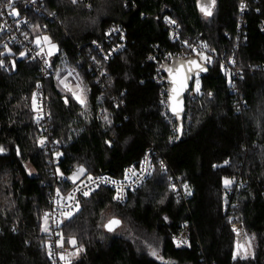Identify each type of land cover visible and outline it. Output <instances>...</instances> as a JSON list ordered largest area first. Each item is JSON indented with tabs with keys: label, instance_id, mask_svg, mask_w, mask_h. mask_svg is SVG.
Segmentation results:
<instances>
[{
	"label": "trees",
	"instance_id": "obj_1",
	"mask_svg": "<svg viewBox=\"0 0 264 264\" xmlns=\"http://www.w3.org/2000/svg\"><path fill=\"white\" fill-rule=\"evenodd\" d=\"M89 1L92 9L43 0L41 12L29 13L58 48L49 56L54 78L43 83L52 115L47 149L35 114L37 65L20 50L6 56L0 35V264H54L46 212L52 196L67 198L79 184L69 183L72 172L122 179L147 153L152 175L125 203L99 187L61 225L63 244L71 251L74 240L79 253L68 264H264V0H248L244 15L242 0H215L209 19L200 0ZM113 25L124 27L127 47L106 61L93 42ZM187 41L202 42L214 58L200 74L198 98L187 97L179 139L151 55ZM232 59L242 71L239 93H232ZM71 68L84 104L59 85ZM107 211L123 222L114 232L105 229ZM236 222L252 240L251 257L236 255ZM186 225L190 242L177 247Z\"/></svg>",
	"mask_w": 264,
	"mask_h": 264
},
{
	"label": "built area",
	"instance_id": "obj_2",
	"mask_svg": "<svg viewBox=\"0 0 264 264\" xmlns=\"http://www.w3.org/2000/svg\"><path fill=\"white\" fill-rule=\"evenodd\" d=\"M43 0H0V35L3 36L1 48L6 56L13 58L16 54L14 50H20L22 57L36 63L38 68V76L40 82L37 84V88L34 93L35 114L39 120L40 129L43 130L45 136L43 138V144L41 147L47 149L50 147L52 140L48 138L50 132L52 115L47 98L44 82L54 78L55 71L52 65V61L47 52L40 45L39 40L42 38V28L38 26L33 17L29 13L41 12L40 3ZM73 2V0H71ZM11 2L12 7L8 4ZM76 4H82L87 9H92V3L89 0H76ZM241 5H244L241 8ZM240 5V14L244 15L248 12V0H242ZM15 10L18 15H13ZM168 10L167 7L163 8V12ZM171 40L178 41L180 38V31L171 23ZM38 31V32H36ZM127 33L122 25H113L105 31L104 37L101 40L93 42V47L98 51L101 58L109 61L114 55L120 53L127 47ZM202 59V56H207V60L201 61L204 65L209 67L213 61V56L210 55L208 47L202 42L193 43L192 41L185 42V45L180 49H169L163 51L161 57L157 58L151 55L152 60H155L156 74L154 76L157 83L164 82V76L161 73V69L165 64H171L175 59L186 60L189 58ZM10 58V59H11ZM157 58V60H156ZM13 64V59L8 63L9 66ZM230 64L232 65V77L233 82L232 93H239L235 87L236 82L241 78V69L237 65V61L232 59ZM105 72L102 71L101 75ZM201 75L197 73L195 75V81L192 88L188 91L187 97L191 100H196L200 94V90L197 91V81H200ZM230 82V83H231ZM165 83V82H164ZM72 81L67 80L66 86H71ZM168 90V88L166 89ZM169 93V91H168ZM167 99L165 103L169 110V101ZM102 115V113H100ZM172 115V114H171ZM153 164L151 154L147 153L142 163L138 168L129 166L125 169L122 179H113L108 176L100 177H88L82 179L79 184L72 189L67 198L63 197V194L56 193L49 200V210L46 212L47 219V232L49 235V252L50 257L54 264H68L67 255L69 249L63 244L59 235L61 225L65 222L67 213H75L80 206L81 200L84 197L92 194L99 187H107L116 192V201L119 203H125L129 192H133L140 188L145 181L152 175ZM115 182V183H113ZM69 183L74 184L69 179ZM120 189L119 198L117 190ZM88 194L85 195L84 193ZM71 197V199H69ZM232 229L235 232L237 239L247 238L245 227L236 222L232 225ZM190 242V227L186 225L179 235L175 236L174 243L177 247H185Z\"/></svg>",
	"mask_w": 264,
	"mask_h": 264
},
{
	"label": "rangeland",
	"instance_id": "obj_3",
	"mask_svg": "<svg viewBox=\"0 0 264 264\" xmlns=\"http://www.w3.org/2000/svg\"><path fill=\"white\" fill-rule=\"evenodd\" d=\"M211 3V0H200V6L201 5H208ZM212 11V15L211 16H206L203 12H202V16L205 19H209L213 16L214 14V6L211 8ZM38 32V31H36ZM45 37H47V40H45ZM40 45L43 46V49L47 52L48 56H55L58 53V48L56 46V44H54L51 40V38L48 35H43V38H41L39 40ZM55 45V48H52L51 46ZM209 50V48H208ZM209 53L211 56L214 57V54H212L209 50ZM20 57H22V55H20ZM199 57V56H196ZM207 57V56H205ZM202 62L205 61L206 59H200ZM201 62V63H202ZM61 73V80L59 82L60 87H62L64 89L65 92L69 93L70 95L74 96L75 99H77V101H81L83 100L84 103H86V96H85V92L83 91V87H82V81L80 79V77L78 76V72L76 70H74L73 68L71 69H64ZM67 80H71L72 81V85L71 86H66V81ZM197 84V83H196ZM62 89V90H63ZM75 94V95H74ZM81 103V102H80ZM81 103V104H84ZM80 169L83 168H79V169H75L72 174L70 175V177H68L72 182L77 183L80 182L81 179L83 178L84 175V169L83 172L80 171ZM75 213H72L70 216H66V218H71ZM113 218H118V216L116 214H114L111 211H107L104 214V222L105 224L107 222H109L111 219ZM46 227H47V222H45ZM44 227V230L45 228ZM73 240H71L70 242V248L71 251L69 250V254L67 255V262L68 260H70V258H75L78 256V251H76L74 249L75 243H72ZM251 238L247 235V238L244 239H240L238 238L236 241V255L237 256H241V257H251L253 255V246H252V242H251ZM240 246L239 249L237 246Z\"/></svg>",
	"mask_w": 264,
	"mask_h": 264
},
{
	"label": "water",
	"instance_id": "obj_4",
	"mask_svg": "<svg viewBox=\"0 0 264 264\" xmlns=\"http://www.w3.org/2000/svg\"><path fill=\"white\" fill-rule=\"evenodd\" d=\"M191 61H196V65H192L190 64ZM197 65L199 67H197ZM204 69L203 71H201L200 69ZM169 69L172 70H176L179 69L180 74H183L184 76H186V82H185V87L183 89V91L180 93L179 95V107L181 109L179 115L177 116L176 114L173 113L172 111V105L174 103L173 100H170L169 98L171 96H173V92L172 89L175 87L174 83H173V75H170L169 73ZM190 69V71H189ZM209 72V69L203 65L199 58L197 57H193V58H189L186 60H181V59H175L171 64H165L162 69H161V73L162 75H164L166 77V79L164 80L165 84L168 85V91H169V110L170 113L176 117V121L178 123V133H179V139L182 138L183 134H184V125H185V115H186V109H187V94L188 91L192 88L193 83L195 81V75L197 73L201 74V75H206ZM119 221L118 224H114L111 225V230H109V225L111 221ZM122 220L118 219V218H113L111 219L109 222L106 223L105 225V229L108 232H114L115 230H117L121 225H122Z\"/></svg>",
	"mask_w": 264,
	"mask_h": 264
},
{
	"label": "snow or ice",
	"instance_id": "obj_5",
	"mask_svg": "<svg viewBox=\"0 0 264 264\" xmlns=\"http://www.w3.org/2000/svg\"><path fill=\"white\" fill-rule=\"evenodd\" d=\"M75 2H76V0H73V3H75ZM214 4H215V0H211L210 4L201 5L200 6L201 12H203L206 16H211L212 15L211 8L214 6ZM8 6L12 7L11 2H9ZM243 7H244V5H241V8H243ZM12 14L18 15V13H16L15 10H13ZM171 22L175 23L174 21H171ZM45 40H47V37H45ZM51 47L55 48V45H52ZM202 58L206 59V60L208 59L207 57H203V56H202ZM190 64L196 65V61H191ZM2 65H3V61H0V66H2ZM197 67H199V66L197 65ZM200 70L203 71L204 69L201 68ZM168 71H169L170 75H173V83L175 85V87L172 89L173 96H171L169 99L174 101V103L172 105V111L174 114H176L178 116L180 111H181V109L179 107V99L178 98H179L180 93L183 91V89L185 87L186 76H184L183 74H180L179 69H176V70L169 69ZM189 71H190V69H189ZM198 90H199V81H197V91ZM80 102L84 103L83 100H81ZM41 143L43 144V141H41ZM3 150H4L3 148H0V152H2ZM80 171L83 172V169H80ZM113 183H115V182H113ZM224 183H225V186L227 187L230 183H232V181L226 179L224 181ZM117 192H118L117 198H119L120 189H118ZM84 194L87 195L88 193L85 192ZM69 199H71V197H69ZM66 215L70 216L71 212L67 213ZM118 223H119V221H115V220L111 221L110 225H109V230H111V225L118 224ZM45 231H47V229H45ZM72 243L74 244L75 241L73 240ZM237 247L239 249L240 246L238 245ZM152 254L156 255L155 252H153Z\"/></svg>",
	"mask_w": 264,
	"mask_h": 264
}]
</instances>
